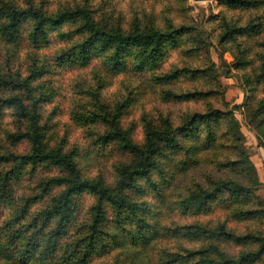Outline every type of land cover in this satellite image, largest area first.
Instances as JSON below:
<instances>
[{
    "label": "rangeland",
    "instance_id": "1",
    "mask_svg": "<svg viewBox=\"0 0 264 264\" xmlns=\"http://www.w3.org/2000/svg\"><path fill=\"white\" fill-rule=\"evenodd\" d=\"M8 3L51 13L83 6L111 31L190 29L157 64L136 71L127 63L126 69L114 72L100 57L85 65L65 59L63 52L86 35L81 20L50 27L47 38L37 43L29 35L31 17H23L13 33L8 31L10 18L3 9ZM227 19L231 24H261L251 34L229 39L221 37ZM263 61L264 4L243 9L223 0H0V97L19 98L0 110V154L4 155L0 174L14 172L23 162L11 187L4 189L0 180V191L10 192L0 200V241L28 264H133L135 248L143 249L137 264H202L204 256L214 264H234L226 263L230 258L239 264H264ZM175 69L185 71L169 82L155 79ZM171 93L191 96L176 99ZM214 110L222 115L213 125L215 142L211 151L197 155V163L176 151L169 157L158 156L147 168L148 175L139 171L131 177L128 169L137 171L147 156L119 140L100 143L98 139L118 123L135 145H142L153 131ZM29 113L37 114L48 150L70 154L81 176L108 189L102 196L89 189L73 194L64 210L70 217L65 222L61 214L48 209L62 201L70 173L50 159L32 157ZM228 126L241 130L240 148L257 171L253 185L229 163L237 153H232L233 144L224 132ZM208 131L203 126L197 135L207 141ZM220 177L250 188L243 207L225 200L227 193L202 208L181 207L180 200L212 187ZM99 210L102 216L96 224ZM241 210H246L248 219L239 218ZM49 212L55 215L45 222ZM141 225L152 241L146 247L128 248L127 236L139 235ZM219 232L234 233L235 238L211 235ZM93 242L86 261L74 257V251L83 254ZM52 245L54 249L48 251ZM249 252L257 256L250 262L240 260ZM180 255L185 258L177 259Z\"/></svg>",
    "mask_w": 264,
    "mask_h": 264
},
{
    "label": "trees",
    "instance_id": "2",
    "mask_svg": "<svg viewBox=\"0 0 264 264\" xmlns=\"http://www.w3.org/2000/svg\"><path fill=\"white\" fill-rule=\"evenodd\" d=\"M231 7H240L243 9H254L261 4H264V0H223ZM3 9L7 12L10 21L8 24V31L13 33L17 26H19L23 17L32 18L33 20V28L30 35V39L33 42L40 43L47 38L48 30L50 27L55 28L57 26L62 25L67 21H79L81 20V31L86 33V35L75 43L73 46L69 47L66 51L63 52L65 55V59L67 61H73L85 65L89 63V61L94 57H100L103 60V64L107 69H112L114 72H120L126 69L127 63H130L132 68L136 71H144L148 67H151L157 64L160 60H162L164 55L169 49L172 47H177L181 41V35L184 30H189L190 27H181V28H153L148 31L144 30H135L130 33H125L116 30H109L106 25L97 23L90 13L82 6L77 8H66L62 10H58L56 12H46L35 7L28 8H18L17 6L7 4V6L3 7ZM225 30L221 37L235 39L237 34H251L253 31H256V28L260 26L261 22H249L246 25L231 24L230 20H226L224 22ZM224 28V27H223ZM69 52V53H67ZM63 57V56H62ZM130 58V59H128ZM260 58H263L260 56ZM261 60V59H260ZM244 64V63H243ZM264 65V61L262 66ZM262 68V67H261ZM184 69H175L170 72H164L161 74L155 75V79L162 82H169L173 79H176ZM187 71H191L187 69ZM264 71V68H263ZM171 97L176 99L189 98L191 94H178L171 93ZM195 95V94H194ZM19 99L17 96L15 97H0V110L5 105L12 104L13 102ZM22 111L24 113L25 110ZM31 117V132L27 133V136L32 140L33 146V154L32 157L36 159H50L57 164H60L66 167L70 173V181L69 186L63 196L61 197L62 201L52 205L48 210L52 209L53 213H59L62 215L61 222L67 221L70 217L67 215V212H64L70 205V201H72V195L78 192H81L85 189H89L93 191L95 195H104L108 192V189L102 186H99L97 181H94L92 178H88L89 176H81L80 171L78 169V164L74 160V158L70 154L62 153L56 149L48 150L44 146V134L42 131V125L38 124L37 114L29 113ZM228 112L226 113V116ZM221 112L212 111L206 114L194 115L190 119L185 120L182 124L176 127H165L160 130L153 131L152 133H148L146 136L147 140L142 145H135L133 140L128 136L127 132L121 130L118 126V123H114L112 128L108 131H105L99 135L100 143H108L110 141L119 140L121 141L125 147H128L132 151L137 153H141L142 157L147 156L146 159L139 160L141 164H137V171L135 168H129L127 171V176L134 177L139 174V171L148 175V167H153L156 163V159L158 156H166L169 157L176 151L184 152L186 157H191L192 162L197 163L199 159L197 155L203 154L204 152L211 151L213 148V144L215 142L214 138L215 128L213 125L219 122L221 118ZM200 123H205L203 126L209 130L206 132V140L202 141L197 132L203 127L200 126ZM227 135H229V139L233 144L232 153H237V156L234 160H230L229 163L234 165L238 171L243 174V178L247 180V183H256L257 171L254 163L250 159L248 153L242 150L241 145V130L238 127L228 126L226 130H224ZM22 136V135H21ZM19 135V137H21ZM243 136V135H242ZM91 150H88L90 152ZM93 153V151H91ZM4 155L0 154V161L3 159ZM26 156H22V158H26ZM141 157V158H142ZM140 158V159H141ZM91 159V157L89 158ZM23 162L18 164L16 170L7 171L6 175L0 174V180L3 182L5 186L4 189L11 187L13 175H15L16 171L21 169ZM149 177V176H148ZM150 179V178H149ZM235 182V181H234ZM229 180V178L220 177V180L215 182L212 187H204L197 193H191L188 196L184 197L180 200L179 204L184 210H189L193 208H202L209 204L210 200H214L221 193H227L228 195L225 197V200L233 199L235 204L241 205L242 207L248 202V193L251 191L250 188L245 185H240V183ZM10 185V186H9ZM247 187V188H246ZM11 190V188H9ZM8 190V191H9ZM10 195V192L0 191V200L3 198H7ZM50 213V212H49ZM97 216L95 219V223L99 222V218L101 215V211L97 212ZM240 219H248L246 210H241L237 212ZM43 215V214H42ZM55 214L43 215L45 216V222L49 220ZM38 215L35 217V222H38ZM63 227V225H62ZM142 230L139 232V235H136L134 232H130L126 238L131 243V247L134 246H144L146 247L152 241V236L148 235L147 232L143 231V226H140ZM211 235L217 237H233L235 238L234 233L227 232H219L217 234L211 233ZM129 238V239H128ZM90 239H94V236L90 237ZM96 242H93L89 245L88 249L80 254L78 250L74 251V257H81L82 261H86L88 259V255L90 254V250L94 249V245ZM125 241L121 242L120 245H124ZM142 244V245H139ZM48 251L54 249V245L49 247ZM127 248V250H129ZM24 254L23 258H26ZM191 257L195 256L197 253L191 254L188 253ZM132 261L133 264H137L142 261L143 249L135 248L132 251ZM257 256V252H249L241 255L240 260L243 262H250ZM185 255L178 256L177 259H184ZM255 260V259H254ZM253 261V260H252ZM202 264H214V260L212 258H208L204 256L203 260L200 261ZM226 263H234L239 264L236 258L227 260ZM0 264H28L24 259L18 258L14 255L12 250H9L4 243L0 241ZM36 264V263H31Z\"/></svg>",
    "mask_w": 264,
    "mask_h": 264
},
{
    "label": "clouds",
    "instance_id": "3",
    "mask_svg": "<svg viewBox=\"0 0 264 264\" xmlns=\"http://www.w3.org/2000/svg\"><path fill=\"white\" fill-rule=\"evenodd\" d=\"M88 178H90V177H88Z\"/></svg>",
    "mask_w": 264,
    "mask_h": 264
},
{
    "label": "water",
    "instance_id": "4",
    "mask_svg": "<svg viewBox=\"0 0 264 264\" xmlns=\"http://www.w3.org/2000/svg\"><path fill=\"white\" fill-rule=\"evenodd\" d=\"M197 1H199V0H197Z\"/></svg>",
    "mask_w": 264,
    "mask_h": 264
}]
</instances>
